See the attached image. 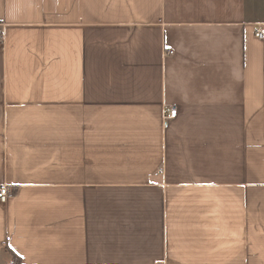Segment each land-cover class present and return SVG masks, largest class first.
Segmentation results:
<instances>
[{
    "label": "crops",
    "instance_id": "crops-1",
    "mask_svg": "<svg viewBox=\"0 0 264 264\" xmlns=\"http://www.w3.org/2000/svg\"><path fill=\"white\" fill-rule=\"evenodd\" d=\"M259 28L264 0H0V264H264Z\"/></svg>",
    "mask_w": 264,
    "mask_h": 264
},
{
    "label": "built area",
    "instance_id": "built-area-1",
    "mask_svg": "<svg viewBox=\"0 0 264 264\" xmlns=\"http://www.w3.org/2000/svg\"><path fill=\"white\" fill-rule=\"evenodd\" d=\"M258 39L264 38V32L262 29H258L256 31ZM168 54H172V52H169ZM166 113V114H165ZM164 119L166 120H172L176 117L177 110L175 108L170 107L168 110L165 111ZM9 189L5 185H0V203H5L7 198L9 197Z\"/></svg>",
    "mask_w": 264,
    "mask_h": 264
},
{
    "label": "trees",
    "instance_id": "trees-1",
    "mask_svg": "<svg viewBox=\"0 0 264 264\" xmlns=\"http://www.w3.org/2000/svg\"><path fill=\"white\" fill-rule=\"evenodd\" d=\"M8 251L12 255L13 259H14L12 264H16V263L19 264L20 263V258L17 255H15L11 250L8 249Z\"/></svg>",
    "mask_w": 264,
    "mask_h": 264
}]
</instances>
